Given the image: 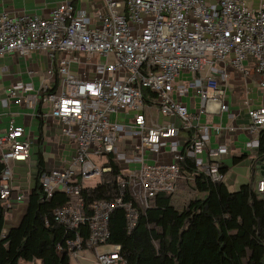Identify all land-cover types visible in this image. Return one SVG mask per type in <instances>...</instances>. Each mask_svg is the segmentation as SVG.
Instances as JSON below:
<instances>
[{"label":"built area","instance_id":"obj_1","mask_svg":"<svg viewBox=\"0 0 264 264\" xmlns=\"http://www.w3.org/2000/svg\"><path fill=\"white\" fill-rule=\"evenodd\" d=\"M104 4L93 27L89 17L70 2L60 3L47 17L3 12L0 55L43 52L55 60L61 79L57 91L18 81L7 88L6 100L19 104L21 92L35 91L36 100L46 109L42 118L58 120L74 148L70 165L38 175L45 197L57 190L69 196L54 212V220L75 237L57 245L58 255L77 256L92 250L97 264H115L123 261L120 245L107 243L108 220L115 208L124 209L127 228L132 229L140 213L156 206L160 193L171 195L180 180L191 179L182 166L186 158L193 161L194 173L222 181L218 162L204 160L202 153L223 155L232 139L230 124L234 125L239 111L231 110L226 98L229 74L236 82L252 77L264 90V8H252L242 0H104ZM69 53L104 60L95 64L94 76L87 78L71 70L75 57ZM27 67L33 75L38 63ZM145 88L156 93L149 104L143 102ZM190 93L192 100L198 98L192 112L183 101ZM249 104L244 101L250 122L245 145L258 149L264 106ZM149 107L157 109L160 120L146 114ZM223 112L229 125L201 121L202 115L210 118ZM212 134L221 142L207 148ZM30 155L23 129L10 123L0 135L4 211L10 209L12 198L16 202L24 198L13 190L10 161L25 162ZM165 155L170 159H164ZM109 156L119 167L121 192L112 200L84 205L80 189L89 180L103 181V174L111 170ZM256 188L264 199V178ZM124 189L128 199L123 198ZM81 225L88 228L84 238L77 232Z\"/></svg>","mask_w":264,"mask_h":264},{"label":"trees","instance_id":"obj_2","mask_svg":"<svg viewBox=\"0 0 264 264\" xmlns=\"http://www.w3.org/2000/svg\"><path fill=\"white\" fill-rule=\"evenodd\" d=\"M143 102L151 103L156 93L142 90ZM258 154H264V130L259 132ZM111 170L94 187H83L79 198L84 205L95 200H112L121 192L117 184L119 167L109 156ZM42 167V160L38 159ZM183 169L191 179L178 182L168 198L140 213L132 229L127 228L124 209L115 208L109 216L107 243L118 244L125 264H264V199L252 183L230 190L224 181L212 182L194 173L193 161L186 158ZM221 172L223 171L220 168ZM192 195L181 207L172 201L178 189ZM123 198L128 199L126 190ZM69 199L57 190L45 197L36 184L26 195L27 208L18 225L3 233L4 209L0 201V264H17L19 259H38L41 264H70L67 254L58 255L56 247L74 232L54 220V212ZM77 232L88 235L85 225Z\"/></svg>","mask_w":264,"mask_h":264},{"label":"crops","instance_id":"obj_3","mask_svg":"<svg viewBox=\"0 0 264 264\" xmlns=\"http://www.w3.org/2000/svg\"><path fill=\"white\" fill-rule=\"evenodd\" d=\"M70 2L75 8L81 9L90 19L91 26L99 23V15L105 9L104 0H0V14L5 12L11 16L22 13L35 14L42 17L50 15L51 11L60 3ZM252 8H264V0H242ZM70 58L75 57L71 63V70L81 76L92 78L97 55H86L83 53H69ZM103 58V57H101ZM104 58L99 61L102 62ZM38 63L35 74L27 72L29 63ZM56 62L47 58L43 52H34L27 56L18 53L0 55V135L4 134L10 123L23 129L25 137L30 141L31 155L25 162L10 161L13 172V190L24 194L21 201H11L10 216L4 222L3 233L10 227L18 225L27 208L26 195L38 182V175L43 170L47 171L55 167H66L70 165L74 157L72 143L61 132V124L58 120H47L42 118L46 111L39 101L36 100L35 91L21 92L22 102L14 104L6 100V90L15 82H32L36 89L47 85L49 89L57 91L61 87V79L56 73ZM226 98L230 103V109L239 111L234 125L230 124L228 114L214 115L208 118L201 116V121L208 124L221 123L223 126L231 125L232 139L227 144V152L214 157L208 156L207 151L202 153L204 160L216 161L223 169L222 181L227 184L228 189L236 190L241 184L252 183L254 186L264 178V154H258L257 149H249L245 145L250 138L247 132L249 118L244 101L248 100L250 107L264 106V90L257 87L252 77L244 81H232L227 84ZM6 101V104L4 103ZM189 112L198 105V98L191 99L183 97ZM155 108V107H154ZM156 109V108H155ZM114 118V116H113ZM157 119H161L157 115ZM185 136L184 132H180ZM221 138L212 134L207 148L216 146ZM123 147V144H121ZM38 159L42 160V167L38 165ZM164 159L169 160V155ZM150 162L154 160L148 157ZM98 180H89L85 187H94ZM9 209V210H10Z\"/></svg>","mask_w":264,"mask_h":264},{"label":"rangeland","instance_id":"obj_4","mask_svg":"<svg viewBox=\"0 0 264 264\" xmlns=\"http://www.w3.org/2000/svg\"><path fill=\"white\" fill-rule=\"evenodd\" d=\"M103 58H101V56L97 57V61H101ZM231 82V78H230V74H229V78H228V83ZM146 114L150 115V117L153 120L157 119V109H155L154 107H149L146 108ZM106 160V156L102 157V161ZM93 161L95 162H99L100 159L99 158H94L93 157ZM232 189V188H230ZM192 195L187 191V188H181L178 189L177 193L172 195V201L173 203L177 206V207H181L183 205V203H185ZM169 194L168 193H160L159 194V198H168ZM155 205L152 203V206ZM11 213V209L10 210H6L4 213V218H8L10 216ZM25 213V212H24ZM110 244V243H109ZM62 256V255H61ZM70 258V264H97L96 263V258L94 256V253L92 250H84L82 252H79L77 254V256L73 255L70 256L68 255ZM17 264H41V262L38 259H34L32 261L30 260H25V259H19ZM115 264H125V261L123 259V261H117Z\"/></svg>","mask_w":264,"mask_h":264}]
</instances>
